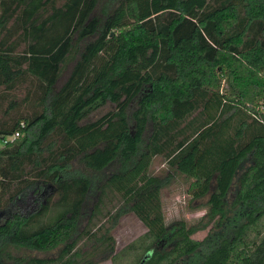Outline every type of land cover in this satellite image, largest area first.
<instances>
[{
	"label": "trees",
	"instance_id": "trees-1",
	"mask_svg": "<svg viewBox=\"0 0 264 264\" xmlns=\"http://www.w3.org/2000/svg\"><path fill=\"white\" fill-rule=\"evenodd\" d=\"M261 106L264 0H0L5 264H264ZM176 178L201 240L165 224Z\"/></svg>",
	"mask_w": 264,
	"mask_h": 264
},
{
	"label": "rangeland",
	"instance_id": "rangeland-1",
	"mask_svg": "<svg viewBox=\"0 0 264 264\" xmlns=\"http://www.w3.org/2000/svg\"><path fill=\"white\" fill-rule=\"evenodd\" d=\"M111 105L107 104L97 111L91 119H95L105 112L111 110ZM1 145V142H0ZM165 167L160 158H155L152 162L151 173L162 176ZM108 173V171L106 172ZM181 178H176L170 185L161 191L162 212L165 224H173L182 220L186 226H194L200 231L193 234L192 238L201 240L207 234V228L202 229L207 218L204 217V210L199 207L204 200L192 201L185 193L186 183ZM15 210V209H14ZM144 233V229L132 216H125L118 221V225L110 230V235L114 239V253H118L127 244L133 242ZM5 255H22V250H16L13 246L3 243L0 247V264H5ZM39 256V254H36ZM133 257V256H132ZM121 261V260H120ZM120 264V262H118ZM97 264H113L108 259L99 261Z\"/></svg>",
	"mask_w": 264,
	"mask_h": 264
},
{
	"label": "built area",
	"instance_id": "built-area-1",
	"mask_svg": "<svg viewBox=\"0 0 264 264\" xmlns=\"http://www.w3.org/2000/svg\"><path fill=\"white\" fill-rule=\"evenodd\" d=\"M259 109H260V111L264 112V106H261ZM15 137H16V135H14L13 137L7 138V139H12V138H15Z\"/></svg>",
	"mask_w": 264,
	"mask_h": 264
},
{
	"label": "crops",
	"instance_id": "crops-1",
	"mask_svg": "<svg viewBox=\"0 0 264 264\" xmlns=\"http://www.w3.org/2000/svg\"><path fill=\"white\" fill-rule=\"evenodd\" d=\"M5 140H9V139H5ZM11 140V139H10Z\"/></svg>",
	"mask_w": 264,
	"mask_h": 264
}]
</instances>
